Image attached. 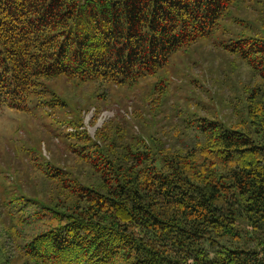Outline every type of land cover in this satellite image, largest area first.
I'll return each instance as SVG.
<instances>
[{"label": "trees", "instance_id": "1", "mask_svg": "<svg viewBox=\"0 0 264 264\" xmlns=\"http://www.w3.org/2000/svg\"><path fill=\"white\" fill-rule=\"evenodd\" d=\"M245 2L261 16H235L241 31L223 47L249 67L248 120L227 127L193 115L162 137L132 125L144 120L138 108L87 132L83 112L95 122L119 90ZM255 29L264 31V0H0V109L60 112L51 137L67 145L65 164L31 155L27 184L2 191L0 264H264V34H247ZM59 80L82 90L64 93Z\"/></svg>", "mask_w": 264, "mask_h": 264}, {"label": "rangeland", "instance_id": "2", "mask_svg": "<svg viewBox=\"0 0 264 264\" xmlns=\"http://www.w3.org/2000/svg\"><path fill=\"white\" fill-rule=\"evenodd\" d=\"M251 4L253 2H245L240 8L234 5L208 37L176 52L169 63L153 76L131 88L119 90L113 107L109 106L95 122L94 110L83 112L87 132L94 135L118 111L130 118L134 115V109L138 108L144 110V120H133L132 125L142 131H158L162 137H169L175 123L185 121V118L193 115L222 121L227 127H230L229 122L235 123L241 116L248 120L245 109L248 95L246 89L252 83L251 73L248 65L223 45L228 44L232 37L236 38L241 31V28L232 25L231 21L235 16L245 18L252 14L247 19L261 16L260 11ZM263 32L255 29L249 30L247 34H264ZM60 81H53L52 85L60 87L64 93L68 90H82ZM167 81L169 92L166 98L161 93L162 86ZM158 94H161L164 101L162 106L156 107L152 98ZM125 101L129 104L128 110L123 107ZM34 105L35 103L31 104L30 112L8 107L0 109V195L3 190L16 187L20 178L24 183L28 181V174L32 170L29 163L31 155L41 152L47 158L65 164L63 159L67 153L66 142L62 137H51L56 132V125L51 124L52 117L59 118L61 113L54 111L51 116H47L45 110ZM68 131L74 132V129L69 127ZM162 132L166 134L163 135ZM67 161L68 165H73L74 157L70 156Z\"/></svg>", "mask_w": 264, "mask_h": 264}]
</instances>
